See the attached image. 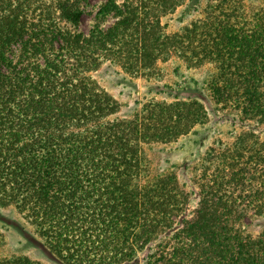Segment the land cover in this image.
I'll return each instance as SVG.
<instances>
[{
	"label": "trees",
	"instance_id": "obj_1",
	"mask_svg": "<svg viewBox=\"0 0 264 264\" xmlns=\"http://www.w3.org/2000/svg\"><path fill=\"white\" fill-rule=\"evenodd\" d=\"M42 1L0 0V207L12 206L70 264H210L220 216L227 223L245 210L223 201L219 214L218 185H202L185 216L189 195L177 175L149 174L145 151L205 123L203 106L153 102L120 118L91 72L105 60L132 77L156 74L172 56L188 67L210 63L219 102L264 115V9L240 24L238 0H219L229 8L208 5L167 33L160 18L181 0H156L149 12L105 0L84 33L75 29L85 0ZM251 245L234 246L236 264H260Z\"/></svg>",
	"mask_w": 264,
	"mask_h": 264
},
{
	"label": "rangeland",
	"instance_id": "obj_2",
	"mask_svg": "<svg viewBox=\"0 0 264 264\" xmlns=\"http://www.w3.org/2000/svg\"><path fill=\"white\" fill-rule=\"evenodd\" d=\"M52 0H43L49 4ZM121 1V0H120ZM138 9L152 11L156 0H123ZM219 0H181L171 13L161 16L165 32L180 31L190 22L202 18L208 5L218 6ZM105 0H85L81 22L75 29L87 33L94 23V14ZM235 19L240 24L254 20L264 9V0H238ZM220 4L224 10L228 7ZM217 9V8H216ZM256 19V18H255ZM111 17L103 26L112 22ZM158 72L149 77H132L116 64L103 61L91 72L98 85L118 103L115 114L131 117L145 105L153 102H174L194 99L206 113L207 120L197 124L189 133L165 143L145 145L149 156V174L174 172L178 184L188 193L183 206L185 216H191L197 205L202 185L214 188L219 195L217 212L222 213L223 201L232 205L235 214L245 210L246 215L227 223L220 216L214 230L210 254L204 255L210 264H236L242 257L234 246L247 243L258 248L260 264H264V115L258 112L242 113L226 102H219L210 89L214 67L205 63L188 67L180 58L172 56L158 61ZM113 115V117L115 116ZM228 194V197H227ZM209 236L200 239L206 245ZM251 245V247H253ZM252 248H248V253ZM26 258L31 264H70L47 246L34 225L8 206L0 207V264H10L6 258ZM243 259V258H242ZM139 261L133 264H141ZM237 264H246V260Z\"/></svg>",
	"mask_w": 264,
	"mask_h": 264
}]
</instances>
